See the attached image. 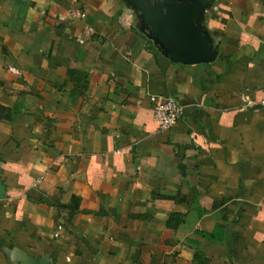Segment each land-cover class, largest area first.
Instances as JSON below:
<instances>
[{"label": "crops", "instance_id": "1", "mask_svg": "<svg viewBox=\"0 0 264 264\" xmlns=\"http://www.w3.org/2000/svg\"><path fill=\"white\" fill-rule=\"evenodd\" d=\"M210 2L185 66L124 0H0V264H264V0Z\"/></svg>", "mask_w": 264, "mask_h": 264}, {"label": "water", "instance_id": "2", "mask_svg": "<svg viewBox=\"0 0 264 264\" xmlns=\"http://www.w3.org/2000/svg\"><path fill=\"white\" fill-rule=\"evenodd\" d=\"M124 1L137 13L139 31L172 63L194 66L217 60L218 51L203 24L210 0ZM6 197L0 175V201Z\"/></svg>", "mask_w": 264, "mask_h": 264}, {"label": "built area", "instance_id": "3", "mask_svg": "<svg viewBox=\"0 0 264 264\" xmlns=\"http://www.w3.org/2000/svg\"><path fill=\"white\" fill-rule=\"evenodd\" d=\"M264 111V100L259 104ZM184 117V107L174 99H167L160 104L154 114L161 133L171 131L176 127L178 122Z\"/></svg>", "mask_w": 264, "mask_h": 264}]
</instances>
